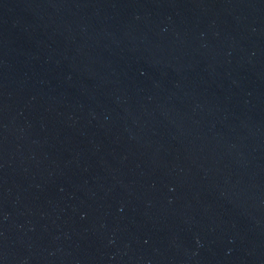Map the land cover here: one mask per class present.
Wrapping results in <instances>:
<instances>
[{"label": "water", "instance_id": "obj_1", "mask_svg": "<svg viewBox=\"0 0 264 264\" xmlns=\"http://www.w3.org/2000/svg\"><path fill=\"white\" fill-rule=\"evenodd\" d=\"M0 264H264V0H0Z\"/></svg>", "mask_w": 264, "mask_h": 264}]
</instances>
